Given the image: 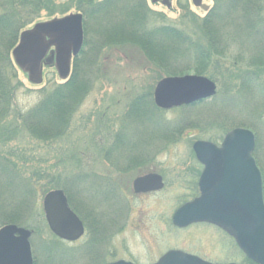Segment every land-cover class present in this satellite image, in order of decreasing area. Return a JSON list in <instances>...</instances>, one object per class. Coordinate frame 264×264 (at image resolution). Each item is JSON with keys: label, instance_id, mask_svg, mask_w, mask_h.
I'll use <instances>...</instances> for the list:
<instances>
[{"label": "trees", "instance_id": "1", "mask_svg": "<svg viewBox=\"0 0 264 264\" xmlns=\"http://www.w3.org/2000/svg\"><path fill=\"white\" fill-rule=\"evenodd\" d=\"M36 3L46 5L49 10L55 9L50 0H0V59L6 58L5 62H0V65H5L0 66V125L16 121L19 127L16 130L15 127L0 129V227L13 223L30 229L33 237L48 236L43 249L39 245L35 252L33 248L35 264L39 263L42 251L48 264H67L68 260L79 256H76L75 249L50 232L43 210L34 201L35 187L45 178L43 193L53 188L63 189L71 207L79 214L71 200L75 194L74 186L65 182L59 184V178L52 174L49 176L52 172L45 174L46 171H35L32 176H27L22 173L21 167L24 168V165L19 161L16 150L6 151L4 146L15 140L13 135L17 131L26 132L44 143L65 138L72 125L74 108L94 86L92 76L97 58L103 49L111 46H138L143 52H149L151 63L163 69L167 75L194 71L216 83L221 82L214 97L181 106L179 109L183 115L180 120H173L172 123L160 120L159 134L172 135L171 138H163L168 143L179 139L183 134L182 129L191 127L200 131V137L219 143L233 127L251 129L256 136L253 156L262 173L264 193V0H216L210 11L201 18L191 11L187 2H183L181 7L186 13L183 18L193 25L194 32L163 23L164 15L154 11L146 0H78V9L84 15L85 40L82 51L73 60L69 78L51 87H41L43 97L34 108L25 113L14 112V94L18 85H11L13 79L4 77L5 71L12 66L11 59L7 57L12 44L19 39V32L37 19L33 13L34 10L39 12L36 8L39 4ZM118 35L125 37L117 39ZM5 37L8 39L2 40ZM216 39L218 43L214 42ZM200 40L206 42L202 49L197 45V42L201 44ZM6 49L8 52L4 54ZM184 53L192 54L193 60V64L185 69L167 64L169 62L163 59L165 54H169L179 65L185 63L187 57ZM87 57L90 64L85 65ZM10 75L15 77V74ZM200 108L208 113L207 122L201 125L194 117H188L192 111ZM11 110L13 116H10ZM130 116L132 122L138 119L150 122L164 117V111L154 104L153 94L149 93L132 108ZM81 181L84 184L90 182L100 199L114 197L112 204L118 202V191L122 189L109 177L96 175L90 180L85 175L79 178V183ZM15 183L22 185L20 193L11 190L10 186ZM120 198L123 200L122 195ZM98 238L96 233L89 235L88 241L79 248V253L82 251L84 254L83 259L88 260L87 264H104V257L94 250L104 244V240ZM87 252L89 255H86ZM242 264L256 263L244 255Z\"/></svg>", "mask_w": 264, "mask_h": 264}, {"label": "rangeland", "instance_id": "2", "mask_svg": "<svg viewBox=\"0 0 264 264\" xmlns=\"http://www.w3.org/2000/svg\"><path fill=\"white\" fill-rule=\"evenodd\" d=\"M147 1L152 9L161 11L164 15L163 23L194 32L193 25L183 18L186 13L183 12L182 7L178 8L180 5L177 0L171 3L170 9L161 2L153 4L150 0ZM215 1L204 0L203 3L212 6ZM50 2L55 9L49 10L46 5L36 3L39 4L36 7L39 12L34 10L33 13L34 16L37 15V19L24 30L30 29L38 22L79 11L78 0H50ZM189 7L200 18L206 15L202 9L194 7L191 3ZM24 30H21L19 34L21 35ZM121 36L118 35L117 39ZM4 39L7 40L8 37L2 40ZM200 41L201 44L197 42V45L202 49L206 42ZM18 42L19 39L9 49L7 59H11L12 66L10 70H7L8 74L3 69L4 77L13 79L11 85L14 83L18 85L14 94L13 111L25 113L34 108L42 99L41 87L45 85L51 87L63 80L59 78L54 67H46L43 82L41 84L31 83L28 75L15 64L12 57V50ZM214 42L218 43V39ZM7 52L6 49L4 54ZM148 56L149 52H143L138 46L132 45L120 44L103 49L93 69L94 86L91 92L74 108L75 112L68 135L56 141L44 143L26 132L17 131L13 135L16 137L15 140L6 144L4 150H16L17 156L20 157L19 161L24 165V168L21 167L22 173L27 176H32L35 171L39 173L46 171L45 174L52 172L49 176L52 174L55 178H59V184L70 183L74 186L75 194L71 200L85 220L86 234L75 242L64 241L68 247L75 249L76 256L79 254L74 260H68L67 264H87L88 260L83 259L84 254L82 251L79 253V248L88 241L89 235L95 233L99 235L98 239L104 240L101 247L94 249L104 257V264L119 259L133 261L136 264H151L170 249H182L215 263L242 264L243 253L235 241L218 227L208 223H197L186 228H178L173 224L174 212L197 194V191L191 188V182L203 167L196 159L192 145L198 139H208L200 137V131L190 127L182 129L183 134L179 139L168 143L163 141V138L173 136L159 134L160 120L163 119L166 122L180 120L183 115L180 107L163 110L164 117L150 122L139 121V119L138 121L133 119L134 122H132L130 118L132 108L138 105L140 99L149 93L153 94L157 82L162 78L175 76L167 75L163 69L152 64ZM185 56L187 57L184 59L185 63L181 62L179 65L169 54H165L163 59L169 62L167 64L185 69L184 67L193 64L192 54L188 53ZM5 59V57L0 59V62H5ZM84 63L85 65L90 64L88 57ZM186 63L190 64L185 65ZM193 72L187 71L180 75L196 74ZM10 74H15V77L13 78ZM220 83H216L217 90H219ZM13 111L11 110L10 116H13ZM207 115V111L200 108L192 111L188 117H194V120L201 125L202 122H207ZM15 122L0 125V129L15 127L16 130L19 127ZM130 148L133 149L128 152ZM155 154L158 156L154 163L152 161L149 165L150 168H156L162 173L166 182L165 187L156 193L134 195L131 183L140 170V168H134L141 163L142 159L149 160ZM85 175L90 180L96 175H101L109 177L114 183L116 181L122 189L121 192L118 191V202L112 204L114 197L108 200L100 199L98 194L94 193L93 187L89 185L90 182L84 184L81 181L79 183V178ZM45 182L44 178L35 187L34 201L41 210H43V198L46 194L43 193L42 183ZM12 187L10 186L11 190L17 193L22 190V185L19 186L17 183ZM54 189L58 188L51 190ZM119 195L120 197L122 195L123 200ZM31 199L33 200V196ZM47 239L46 234L40 237L32 235L30 238L32 250L34 248L36 252L39 245L43 249ZM95 253L96 251L93 252ZM86 255H89V252ZM38 264H48L43 251L39 255Z\"/></svg>", "mask_w": 264, "mask_h": 264}, {"label": "water", "instance_id": "3", "mask_svg": "<svg viewBox=\"0 0 264 264\" xmlns=\"http://www.w3.org/2000/svg\"><path fill=\"white\" fill-rule=\"evenodd\" d=\"M195 7L208 10L203 0H191ZM84 45V16L81 12L38 22L24 30L12 50L15 64L33 84L43 82L44 66H54L61 80H67L72 61ZM217 86L210 78L197 75L167 76L155 86L157 107L169 110L210 99ZM255 133L235 127L222 142L199 139L193 143L197 160L203 165L199 178L200 195L180 206L173 224L184 228L194 223L213 224L234 238L239 249L256 264H264L263 177L253 156ZM164 187L159 174H145L133 182L135 193L158 191ZM43 209L51 232L74 242L84 234L80 217L72 210L63 189L47 192ZM29 229L10 223L0 228V264H34ZM109 264H135L118 260ZM152 264H238L212 263L180 249H172Z\"/></svg>", "mask_w": 264, "mask_h": 264}, {"label": "flooded vegetation", "instance_id": "4", "mask_svg": "<svg viewBox=\"0 0 264 264\" xmlns=\"http://www.w3.org/2000/svg\"><path fill=\"white\" fill-rule=\"evenodd\" d=\"M147 1V0H146ZM153 4H157V3H159V2H161L164 6H166L168 9H170V7H171V3L174 1V0H150ZM177 2H179V5L180 6H178V8H180L181 7V3H183V2H187L188 4H189V6H190V3L192 4V1L191 0H177ZM202 2H204V0L202 1ZM147 3H148V1H147ZM193 5V4H192ZM194 6V5H193ZM195 7V6H194ZM196 8H200V9H202L201 7H196ZM211 8V7H210ZM154 11H156V12H160L161 13V11H157L156 9H153ZM178 10V9H177ZM184 11V10H183ZM202 11L205 13V14H207L209 11H210V9H208V10H204V9H202ZM158 155L157 154H155L154 155V157L153 158H151V159H149V160H146V159H142V163H140V164H138V165H136L137 167L136 168H134V169H137V168H140V170L138 171V173H137V176L133 179V181H132V183H131V189H132V191H133V194L134 195H137V196H142V195H148V194H151V193H156V192H158V191H151V192H147V193H135L134 192V189H133V182H134V180L137 178V177H139V176H142V175H145V174H150V173H154V174H159V175H161V177H162V179H163V183H164V187H165V185H166V182H165V178H164V176L162 175V173H160L156 168H150V163L153 161V163H154V160H155V158L157 157ZM201 171H202V169L200 170V172L198 173V175L196 176V178L195 179H193V182H191V188L194 190V191H197V194L195 195V196H193L192 198H194V197H196V196H198L199 195V193H200V189H199V185H198V182H199V177H200V175H201ZM163 187V188H164ZM188 201V200H187ZM78 214V213H77ZM79 215V214H78ZM80 217V216H79ZM80 219L82 220V222H83V226H84V234L81 236V238H83L84 236H85V234H86V224H85V222H84V220L80 217ZM81 238H79L78 240H80ZM77 240V241H78ZM31 242V241H30ZM31 247H32V243H31ZM33 257H34V253H33ZM110 263V262H109ZM109 263H107V264H109ZM34 264H35V259H34Z\"/></svg>", "mask_w": 264, "mask_h": 264}]
</instances>
